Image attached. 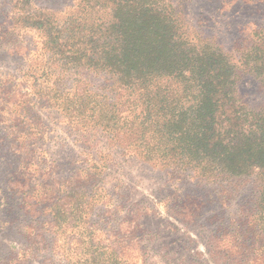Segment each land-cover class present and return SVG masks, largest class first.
I'll return each mask as SVG.
<instances>
[{"label": "trees", "instance_id": "obj_1", "mask_svg": "<svg viewBox=\"0 0 264 264\" xmlns=\"http://www.w3.org/2000/svg\"><path fill=\"white\" fill-rule=\"evenodd\" d=\"M80 5L103 16L78 11V16L62 21L43 19L42 49L49 61L62 60L75 73L104 75L115 92L114 103L87 102L82 93L64 94L49 86L46 72L39 77L50 88L39 94L40 101L65 116H75L76 122L103 124L112 140H126L144 162L172 174L188 173L209 184L254 177L257 197L236 219V253L240 264H264V99L261 105L250 106L237 89L242 76L249 75L264 91V37L243 49L234 63L212 42L188 34L167 0H80ZM22 110L29 115L28 107ZM14 118L11 127L20 133L15 140L30 146L35 136L28 128L33 124H26L22 114ZM32 159L19 165L9 188L27 218L22 227L25 247L9 253L0 264H29L45 252L54 256L45 264H72L56 235L64 220L73 225L77 212L80 219L90 212L98 195L90 178L73 186L50 184L43 178L45 170L33 165ZM63 193L73 196L69 218L59 204ZM198 212L184 217L195 220ZM249 216H254L253 223ZM48 232L56 235L49 237ZM132 232L124 230L127 244L122 239L111 241L109 232L95 244L88 236L90 242H85L81 258L73 264H146L141 250L132 256L137 250L129 239ZM233 233L224 232V243L231 242Z\"/></svg>", "mask_w": 264, "mask_h": 264}, {"label": "rangeland", "instance_id": "obj_2", "mask_svg": "<svg viewBox=\"0 0 264 264\" xmlns=\"http://www.w3.org/2000/svg\"><path fill=\"white\" fill-rule=\"evenodd\" d=\"M167 1L188 34L212 42L234 63L243 49L264 37L263 1ZM78 11L84 16H103L90 6H81L80 0H0V260L25 247L22 227L27 218L9 188L19 165H28L33 157L32 164L45 170L43 178L50 184L73 186L90 178L98 195V203L82 213V219L77 212L73 225L64 220L57 235L48 232L61 241L72 264L81 258L85 242L98 243L105 233H110L106 236L111 241L122 239L127 244L128 235L123 233L128 228L133 231L129 239L137 248L132 256L141 250L146 264H240L236 219L257 197L254 177L209 184L188 173L172 174L167 168L144 162L126 140H112L103 124L76 122L75 116L66 117L40 101L39 94L50 88L39 77L46 72L49 86L64 94L82 93L87 102L114 103L115 92L104 75L85 70L75 73L62 60L49 61L42 49V20L62 21L78 16ZM237 89L241 100L250 106L261 105L264 91L251 76L243 75ZM123 94L117 92V96ZM24 106L29 115L22 110ZM17 114L25 115L26 124H33L28 128L35 136L30 146L15 140L20 133L10 122ZM193 199L201 206L189 204ZM72 200L68 193L59 196L68 218L73 212ZM197 210L200 215L195 220L184 217ZM248 219L251 223L254 216ZM227 231L235 232L228 244L223 238ZM88 236L92 238L88 240ZM102 243L108 244L106 240ZM49 257L54 256L40 253L29 264H45Z\"/></svg>", "mask_w": 264, "mask_h": 264}]
</instances>
